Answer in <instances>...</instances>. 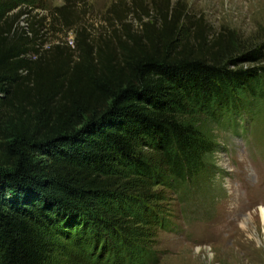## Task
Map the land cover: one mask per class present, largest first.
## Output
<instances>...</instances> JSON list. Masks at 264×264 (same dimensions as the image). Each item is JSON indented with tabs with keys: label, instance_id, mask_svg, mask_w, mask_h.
<instances>
[{
	"label": "trees",
	"instance_id": "1",
	"mask_svg": "<svg viewBox=\"0 0 264 264\" xmlns=\"http://www.w3.org/2000/svg\"><path fill=\"white\" fill-rule=\"evenodd\" d=\"M36 6L0 0V264H53L59 235L76 240L92 232L106 249L122 222L119 202L135 199L128 185L166 181L180 191L208 166L213 143L197 116L215 122L252 101L264 103V44L226 58L231 51L221 38L203 50L182 39L175 17L162 15L156 30L136 16L140 34L118 19L127 40L118 38L116 54L107 41L88 44L81 16L72 17L65 4L45 22L47 34L75 33L77 61L49 68L59 46L41 49L45 18L31 16ZM23 16L30 18L21 27ZM243 60L256 66L230 69ZM143 237H116L122 264H153L138 244ZM84 252L101 261L95 247Z\"/></svg>",
	"mask_w": 264,
	"mask_h": 264
},
{
	"label": "rangeland",
	"instance_id": "2",
	"mask_svg": "<svg viewBox=\"0 0 264 264\" xmlns=\"http://www.w3.org/2000/svg\"><path fill=\"white\" fill-rule=\"evenodd\" d=\"M36 1L39 6L31 16L36 21L45 18L39 32L41 49L59 46L57 63L49 68L68 67L77 61L75 33L47 34L46 23L52 20V11L65 4L72 17L81 16L88 44L95 49L107 41L116 54L120 53L118 38L127 40L118 19L129 25L130 32L140 34L136 16L143 23H153L156 30L162 28V15L175 17L183 24L182 39L203 50L221 38L231 51L226 52V58L245 55L264 44V0ZM129 7L132 14L128 13ZM148 12L151 18L146 17ZM29 18L21 17L18 25L24 27ZM52 56L46 54L47 59ZM254 66L243 60L230 69L247 71ZM218 119L211 122L203 115L195 118L213 143L208 166L196 180L180 191L169 188L166 181L128 185V194L135 199L123 197L119 202L122 222L114 227L115 237L110 231L112 243L108 242L105 249L100 237L94 238L92 232L76 240L59 235L53 241L56 254L52 263L94 264L84 250L95 247L99 264H111L116 256V264H122L121 245L117 246L116 237L135 232L144 236L138 244L152 253L153 264H264V218L260 216V207L264 208V103L252 101L235 114ZM141 150L147 158L156 160L151 150ZM113 208L117 210L116 206ZM128 214L133 217L127 218ZM100 215L106 219L104 213ZM123 224L125 230L120 229ZM100 231L102 235L109 234L104 225ZM110 244L119 248L116 253L109 252Z\"/></svg>",
	"mask_w": 264,
	"mask_h": 264
},
{
	"label": "bare ground",
	"instance_id": "3",
	"mask_svg": "<svg viewBox=\"0 0 264 264\" xmlns=\"http://www.w3.org/2000/svg\"><path fill=\"white\" fill-rule=\"evenodd\" d=\"M260 216L261 218H264V208L260 207Z\"/></svg>",
	"mask_w": 264,
	"mask_h": 264
}]
</instances>
